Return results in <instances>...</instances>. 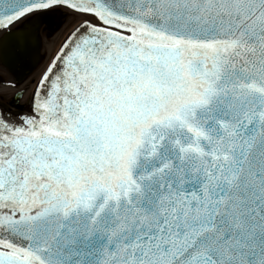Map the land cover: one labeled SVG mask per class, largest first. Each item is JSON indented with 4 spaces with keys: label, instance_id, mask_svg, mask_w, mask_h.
Returning a JSON list of instances; mask_svg holds the SVG:
<instances>
[{
    "label": "snow or ice",
    "instance_id": "6c2138e0",
    "mask_svg": "<svg viewBox=\"0 0 264 264\" xmlns=\"http://www.w3.org/2000/svg\"><path fill=\"white\" fill-rule=\"evenodd\" d=\"M0 66V264H264V0H0Z\"/></svg>",
    "mask_w": 264,
    "mask_h": 264
},
{
    "label": "rangeland",
    "instance_id": "374dc122",
    "mask_svg": "<svg viewBox=\"0 0 264 264\" xmlns=\"http://www.w3.org/2000/svg\"><path fill=\"white\" fill-rule=\"evenodd\" d=\"M62 31H63V29L60 30L59 34H62ZM59 34L57 33L55 36H53V39L58 40ZM44 53H45V49L42 48V54H44ZM41 63H43V62H41ZM39 67L35 71H38ZM0 77H3L5 80L11 79V76L8 74V72L2 66H0Z\"/></svg>",
    "mask_w": 264,
    "mask_h": 264
},
{
    "label": "flooded vegetation",
    "instance_id": "af4514ba",
    "mask_svg": "<svg viewBox=\"0 0 264 264\" xmlns=\"http://www.w3.org/2000/svg\"><path fill=\"white\" fill-rule=\"evenodd\" d=\"M41 36H43V31H41Z\"/></svg>",
    "mask_w": 264,
    "mask_h": 264
},
{
    "label": "water",
    "instance_id": "95a60500",
    "mask_svg": "<svg viewBox=\"0 0 264 264\" xmlns=\"http://www.w3.org/2000/svg\"><path fill=\"white\" fill-rule=\"evenodd\" d=\"M4 68V67H3ZM7 70V69H6ZM8 71V70H7ZM9 73V72H8ZM10 74V73H9ZM11 75V74H10ZM27 77H25V79H26Z\"/></svg>",
    "mask_w": 264,
    "mask_h": 264
}]
</instances>
